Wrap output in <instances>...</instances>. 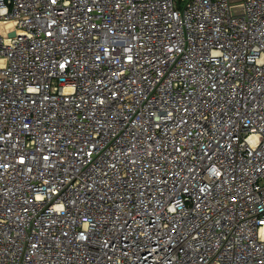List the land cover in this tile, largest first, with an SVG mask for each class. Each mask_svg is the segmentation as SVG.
<instances>
[{
  "label": "built area",
  "instance_id": "built-area-1",
  "mask_svg": "<svg viewBox=\"0 0 264 264\" xmlns=\"http://www.w3.org/2000/svg\"><path fill=\"white\" fill-rule=\"evenodd\" d=\"M0 264H264V0H0Z\"/></svg>",
  "mask_w": 264,
  "mask_h": 264
},
{
  "label": "snow or ice",
  "instance_id": "snow-or-ice-1",
  "mask_svg": "<svg viewBox=\"0 0 264 264\" xmlns=\"http://www.w3.org/2000/svg\"><path fill=\"white\" fill-rule=\"evenodd\" d=\"M9 42H10V41H9ZM128 59H131V57H128ZM61 67H64V65L61 64ZM248 139H249L250 142H252L253 137H252V136H249ZM21 159H23V157H21ZM38 198H39V197H38ZM233 199H235V197H233ZM58 207H59V208H63L64 206H63V204H60V205H58Z\"/></svg>",
  "mask_w": 264,
  "mask_h": 264
},
{
  "label": "water",
  "instance_id": "water-1",
  "mask_svg": "<svg viewBox=\"0 0 264 264\" xmlns=\"http://www.w3.org/2000/svg\"><path fill=\"white\" fill-rule=\"evenodd\" d=\"M243 9L242 7H234L233 8V13H242Z\"/></svg>",
  "mask_w": 264,
  "mask_h": 264
}]
</instances>
